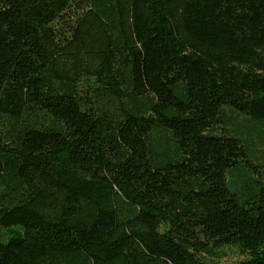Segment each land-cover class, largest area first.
<instances>
[{
  "label": "trees",
  "instance_id": "obj_1",
  "mask_svg": "<svg viewBox=\"0 0 264 264\" xmlns=\"http://www.w3.org/2000/svg\"><path fill=\"white\" fill-rule=\"evenodd\" d=\"M225 249L264 264V0H0V264Z\"/></svg>",
  "mask_w": 264,
  "mask_h": 264
},
{
  "label": "rangeland",
  "instance_id": "obj_2",
  "mask_svg": "<svg viewBox=\"0 0 264 264\" xmlns=\"http://www.w3.org/2000/svg\"><path fill=\"white\" fill-rule=\"evenodd\" d=\"M236 120L242 122L244 121V117L239 115ZM241 257L240 253L235 249H225L219 252L217 257L213 256V258L217 259L221 264H234Z\"/></svg>",
  "mask_w": 264,
  "mask_h": 264
}]
</instances>
